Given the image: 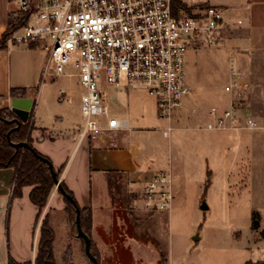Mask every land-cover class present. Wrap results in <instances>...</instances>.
Returning a JSON list of instances; mask_svg holds the SVG:
<instances>
[{
    "label": "rangeland",
    "instance_id": "374dc122",
    "mask_svg": "<svg viewBox=\"0 0 264 264\" xmlns=\"http://www.w3.org/2000/svg\"><path fill=\"white\" fill-rule=\"evenodd\" d=\"M184 1L191 6L189 13L186 12L190 16L202 11L205 7L200 3L208 0ZM11 6L17 8L13 2ZM248 23L244 17L241 23H228L217 35L215 44L197 36L196 41L187 45L185 81L191 91L182 97L180 107L173 110L172 131L168 137L162 136L166 122L160 118L153 99L144 90L136 89L130 94L127 113L112 114L115 87L103 85L110 105L108 117H126L130 129L102 130L94 139L107 138L124 144V147L135 145L140 150L137 161H145L148 155L147 162L154 170L144 174L143 184L156 172H166L171 175L173 196L171 206L165 212L146 213L149 209L143 208L141 214L133 210L140 218H132L126 210V187L121 181L113 182L107 176L105 186L104 183L97 184L93 178V199L106 203L108 209L100 213L105 220L111 221L110 230L102 232L106 245L116 240V236L126 234L142 241L150 240L154 248L161 247L170 254V264H244L249 261L264 264V41L254 39L249 47ZM52 66L53 63L34 90L35 116L55 122L57 115L64 119L63 123L67 116L71 122L82 119L77 103L81 85L74 74L77 70L67 64L66 74L56 75L51 71ZM234 68L242 75L233 93L229 94L224 91V86ZM59 89L65 94H60ZM68 90L73 91L71 95L75 100L70 104L64 100ZM235 96L244 99L239 101L243 102L241 113L249 114L257 127L206 129V123L211 119L209 108L213 105L223 108ZM105 122L102 115L100 127L103 128ZM143 137H146L145 142ZM151 149V155L147 154ZM207 179L210 182L212 179L209 186H205ZM129 188L138 191V187L131 185ZM53 189H57L56 186ZM142 192L135 195L139 205ZM254 219L260 223L257 230L251 228ZM57 222L59 241L55 246V264H63L61 257L70 243V235L61 218ZM70 225L77 236L76 227L72 222ZM198 233L199 238L195 239ZM77 238L82 242V238ZM69 254L72 260L64 259L65 264H80L81 257L79 261L75 247ZM81 255L86 260L83 251ZM116 256L111 254L108 261H99L115 264ZM144 261L134 257L124 259L121 264H146Z\"/></svg>",
    "mask_w": 264,
    "mask_h": 264
},
{
    "label": "built area",
    "instance_id": "2783aa9c",
    "mask_svg": "<svg viewBox=\"0 0 264 264\" xmlns=\"http://www.w3.org/2000/svg\"><path fill=\"white\" fill-rule=\"evenodd\" d=\"M16 4L13 23L23 24L8 38L17 44L38 43L48 51L45 70L65 75L67 64L76 69L81 85L79 138L96 137L102 130L128 129V123L108 117L109 106L103 85L142 89L154 97L156 110L166 122L162 136L172 131L174 109L190 93L185 81L184 57L187 45L203 36L215 44L232 20L224 8L209 5L187 16L173 14L172 0H9ZM70 75V74H69ZM241 73L233 69L224 86L232 94ZM239 89V88H238ZM60 94H65L61 91ZM67 102L70 98H64ZM240 96L231 97L223 108L208 110V130L247 127L257 122L241 113ZM244 104H246L244 102ZM106 118L100 127L101 116ZM171 175L159 171L146 181L141 200L147 208L165 210L172 202ZM0 264L3 263L0 260ZM33 264V262H31Z\"/></svg>",
    "mask_w": 264,
    "mask_h": 264
},
{
    "label": "crops",
    "instance_id": "0c3cea01",
    "mask_svg": "<svg viewBox=\"0 0 264 264\" xmlns=\"http://www.w3.org/2000/svg\"><path fill=\"white\" fill-rule=\"evenodd\" d=\"M207 2L210 5L224 8L226 15L232 20L243 19V17L249 20L246 26V31H249V40H247V42L249 41V47L252 46L250 44H252L254 39L256 41H264V0H208ZM16 12L17 8L13 9L9 0H0V37L6 30L8 22L11 21L13 23ZM29 44L7 42L6 48L0 50V109L4 107L11 109V99L13 98L10 95L11 88H23L26 90L25 95L18 94L16 97H31L33 99L28 117L30 121L32 120L30 131L32 146L51 160L54 169L60 172V181L62 180L72 192L79 208L90 210L91 225L88 227L89 237L93 243V251L98 254L99 259L108 261L111 258V254H113L114 257L117 255L115 264H121L124 259L127 260L134 257L144 261L143 257L150 262L144 261L146 264H159L160 252L163 249L158 246L154 248L150 240L142 241L135 236L124 234L116 236V240L114 239L110 241L109 245H106L102 232L103 230H110L111 221L109 219L105 220L101 213L108 208L106 203H103L102 200L93 199L92 195L93 178L97 180V184L104 183L105 186L107 184V176H110V180L112 179L113 182L120 180L126 187L124 188V200L127 212L132 218H140L139 215V217L134 215L133 210L135 212L138 210L141 214V210L147 208L141 198V205L137 204L135 200L138 197L135 195H138L137 192H142L144 187L143 179L146 178L144 174H149L153 170V167L147 162L148 155L145 157V161L139 162L136 158L140 150L133 144L124 147V144L110 141L107 138L94 139L95 137H86L80 139L78 130L82 119L71 122L69 118L67 120V116L66 123H63L64 119L57 115H55V122L46 121L42 116L36 117L34 114V90L39 87L42 75L49 71L45 70L48 61V51L41 44L36 43L37 45L34 47H30ZM69 74L73 73H68L67 75ZM113 89H115L112 98L114 104L111 113H127L126 104L130 94L136 89ZM61 91L64 90L59 89V92ZM72 93V90H68L67 96L70 101L67 102L65 100V102L70 104L75 101L72 98ZM147 96L153 99V104L156 107L154 97L148 94ZM77 103L80 104V97L77 98ZM131 104L134 105L132 99ZM110 117L118 118L114 115ZM121 120H125L128 123V129H130L128 119L124 117ZM145 140L146 137H143V142ZM135 150H137V153H134ZM152 151L151 149V152L147 154L151 155ZM212 178H214V175ZM13 185V168L0 167V260L3 263H9V260L12 259L15 264L33 262L39 238V225L41 219L47 215L55 234L53 243L54 259L56 242L59 241L56 234V224L58 223L57 220L61 218L65 224L66 233L70 235V243H73V245L68 243L66 250L62 254L63 264H65V258L72 260L69 251L74 247L78 251L77 259L79 261L81 257L80 264H87V261L81 255L83 243L73 232L74 229L70 225L69 211L60 191L57 189L51 191L46 205L39 214L38 207L29 199V192L33 186H23L21 195L12 197ZM131 185L133 188L138 187V191L134 189L130 191L129 187ZM148 209L149 211L146 213L165 212L167 210ZM119 222L123 224L122 220H119ZM259 227L260 223L254 230ZM196 235L199 238V233ZM108 253L110 256L107 255ZM166 254L167 264H170V254Z\"/></svg>",
    "mask_w": 264,
    "mask_h": 264
},
{
    "label": "trees",
    "instance_id": "16d2710c",
    "mask_svg": "<svg viewBox=\"0 0 264 264\" xmlns=\"http://www.w3.org/2000/svg\"><path fill=\"white\" fill-rule=\"evenodd\" d=\"M202 7H207L210 4L205 1L200 3ZM173 14L179 16L180 13H189L191 6H189L184 0H172ZM193 15V14H191ZM23 24V20L17 23L8 22L6 30L0 37V50L5 49L7 46L8 38L11 34L18 29ZM37 44L35 42L30 43V47H34ZM25 89L23 88H11L10 95L14 98L18 94L25 95ZM16 115L12 112L10 108L0 109V167H12L14 170V185L12 189V197L20 196L21 189L23 186L31 185L33 186L29 192L30 201L38 207V212L42 211L43 207L46 205L49 195L53 188L56 186L55 182L51 176L48 165L40 160L36 154L30 148H15L11 145L12 143L26 142L29 146H32V139L30 136V131L32 124H30V118L26 122L20 123L19 127L16 128L17 123L13 121ZM12 131L9 134V140L6 134L9 130ZM34 148V147H33ZM35 149V148H34ZM35 152L39 155L36 149ZM44 156V155H42ZM46 157V156H44ZM48 158V157H46ZM49 159V158H48ZM57 178L60 176V172H56ZM60 185L65 190V193L69 194L73 203L69 201L65 196H63L66 206L69 211L70 221L74 223L75 217V206L77 204L72 192L66 187L63 181H60ZM210 181L207 179L205 181V186H209ZM58 190V189H57ZM80 209V208H79ZM80 220L83 230L89 235V226L91 225V212L89 209H80ZM259 225V221L254 219L251 223V228L256 229ZM55 239L54 231L49 223L48 216L45 215L39 225V238L37 242L36 255L33 264H55V259L53 256V243ZM83 252H84V242ZM159 247V246H158ZM91 252L97 257L98 254L93 251V243L91 242ZM86 256V255H85ZM88 264H92L91 260L85 257ZM67 261H71L70 258H65ZM160 264H167V254L166 251L160 252ZM260 262H245L244 264H259ZM8 264H15L12 259L9 260ZM23 264H31V261L25 262Z\"/></svg>",
    "mask_w": 264,
    "mask_h": 264
},
{
    "label": "water",
    "instance_id": "95a60500",
    "mask_svg": "<svg viewBox=\"0 0 264 264\" xmlns=\"http://www.w3.org/2000/svg\"><path fill=\"white\" fill-rule=\"evenodd\" d=\"M33 103V99L31 97H14L11 99V110L16 115V117L13 119L17 123V127H19L20 123L26 122L29 117V112L31 110ZM12 131L9 130L6 134L7 139L9 140V134ZM11 145L15 148L22 147V148H30L36 156L42 160L44 163L48 165V168L50 170L51 176L55 182L56 188L60 191V193L65 196L69 201L72 203L74 202L72 197L65 193V190L60 185V179L56 176V170L53 167V164L50 159L39 155L35 152V149L31 146H29L25 141L24 142H18V143H12ZM204 206H201L203 208ZM74 223L77 231V237L82 238L84 242V253L86 257L91 260L92 264H99L97 257L91 252V240L89 235L83 230L80 220V209L79 206H75V217H74ZM197 235L194 236L195 239H197Z\"/></svg>",
    "mask_w": 264,
    "mask_h": 264
}]
</instances>
